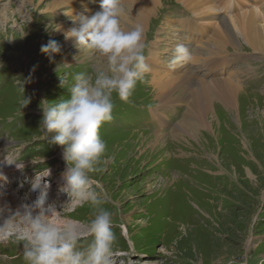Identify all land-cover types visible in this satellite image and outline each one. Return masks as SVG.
Returning <instances> with one entry per match:
<instances>
[{
    "label": "rangeland",
    "instance_id": "rangeland-1",
    "mask_svg": "<svg viewBox=\"0 0 264 264\" xmlns=\"http://www.w3.org/2000/svg\"><path fill=\"white\" fill-rule=\"evenodd\" d=\"M16 2L0 0V192L10 195L14 189L18 192L14 198L21 204L33 195L28 202L32 204L37 197L34 195L39 194V190H32L35 177L37 183L54 185L53 189L48 187V198L56 206L55 215L48 220L60 222L58 225L75 222L81 236L78 247L84 248L92 239L89 220L93 209L85 201L69 202L68 194L60 190L66 168L63 149L44 139L40 104L44 99L67 98L66 88L73 74L91 73L102 58L83 49L87 56L81 60L66 62L61 59L64 53L55 56L59 62L50 59L41 52V45L54 40L58 25L71 22L74 15L69 14L68 7L48 10L49 0H41L39 7L28 3L21 13ZM85 3L87 9L93 6L88 0ZM121 3L125 16L129 14L128 5ZM152 16L144 31L147 52L159 38H165L159 44L160 59L169 66L175 46L183 43L191 59L170 68L189 64L206 73L197 60L207 53L218 23L200 38L193 35L190 39V31L183 27L194 22L195 16L180 0H164L163 7L159 4ZM62 39L59 35L55 40L60 43ZM239 44L227 46V63L219 73L239 87L236 99L244 134L231 132L238 129V123L225 119L216 106L215 114L207 116L212 130L201 129L199 142L189 137L188 142L181 139L179 143L185 144L176 146L178 140H171L168 134L184 116L186 106L165 110L169 123L163 127L153 121L149 113L156 102L152 73L146 74L145 82L137 85L128 102L114 97L112 119L100 129L107 150L97 165L100 171L89 174L92 188H102L107 195L103 206L114 214L112 264H264V56L251 50L242 38ZM63 77L67 80L65 87L61 86ZM249 88L260 91L256 98L261 105L256 116L249 111L253 107H248L253 99L245 96ZM24 96L30 99L26 107L20 103ZM140 131L163 135L165 142L176 146L174 151L160 154L159 144L153 145L154 151H144L143 139L148 134L140 136ZM162 177H168L170 188L159 191ZM198 185L207 188L199 190ZM3 216L7 219L10 214ZM8 222L23 235L13 229L0 231L9 240L0 243V264H25L22 250L27 229L15 218Z\"/></svg>",
    "mask_w": 264,
    "mask_h": 264
},
{
    "label": "clouds",
    "instance_id": "clouds-1",
    "mask_svg": "<svg viewBox=\"0 0 264 264\" xmlns=\"http://www.w3.org/2000/svg\"><path fill=\"white\" fill-rule=\"evenodd\" d=\"M123 12L121 0H100V8L94 14L73 16V26L64 33L65 39H72L80 51H93L102 62L91 73L73 74L72 83L66 88L67 98L44 99L40 104L44 139L63 149L66 168L60 190L68 194L69 202L85 201L92 206L89 220L92 239L80 248L81 236L75 222L66 221L63 225L49 222L56 206L48 203V184L37 183L35 177L32 190H39L37 199L32 204H21L5 219L15 218L27 229L28 235L23 238L25 264H112L116 243L114 214L103 206L107 195L102 188L100 191L92 188L89 174L100 171L97 165L107 150L100 129L112 119L114 97L128 102L150 71L144 27L138 23L127 29L121 27ZM41 52L53 59L61 52V45L50 39L41 45ZM190 59L189 48L177 44L169 67ZM66 83L63 77L61 86ZM20 103L26 107L30 99L24 96Z\"/></svg>",
    "mask_w": 264,
    "mask_h": 264
},
{
    "label": "bare ground",
    "instance_id": "bare-ground-1",
    "mask_svg": "<svg viewBox=\"0 0 264 264\" xmlns=\"http://www.w3.org/2000/svg\"><path fill=\"white\" fill-rule=\"evenodd\" d=\"M40 1L41 0H17L16 3L18 5L19 11H21L25 10V6L28 3L34 2V5L36 7H39L41 5ZM49 1L50 3L46 6L48 10L59 11L60 9L68 7V12L71 16H77L80 14H86L90 16L94 14L95 8L98 9V7H100V4L97 3L99 0H88L89 3L93 4V6L88 7V9L85 7L86 0ZM160 1L161 3L159 2V0H121V2H124L125 5H128L127 10L129 13L125 16L122 15L121 17V24L124 25H122L123 28L127 29L138 23L143 25L145 31L149 17L154 15L159 4H161L163 7L164 0ZM180 2L193 16H195V20L193 19V21L199 22L197 25L193 24L194 22L185 23L186 26L183 28L187 32L190 31V39L193 35L195 36H193L194 38H200L201 36L206 34V31L208 32L209 30H211V28H214L217 23L219 25V28L217 29V31L214 30L215 32L212 38L210 37L211 43L209 42V44H207V53L202 54L200 57L201 59L197 60L200 63V66L205 69L206 73H201L200 71H198V69L189 66V64H182L176 68H170L169 66L164 65L160 59L162 50L159 44L165 38H159L157 42L152 45V48L149 50V52H147L146 47L145 54L147 55L148 53V55L146 56V62L150 67V71L148 73H152V92L155 94L154 99H152L156 101L155 103L153 102L154 104H152L155 105V107H153L152 109L149 108L150 117L153 121L158 123L160 127H163L164 125L169 123V117L167 113L164 112L165 110H167L170 106H186L184 116L177 121L171 132L168 134L171 140H178L176 146H178L179 144H185V141L189 137L195 138L197 142H199V132L201 131V129L206 130L207 128V130H212L211 124L207 120V116L209 113L215 114V110L217 108L216 106L221 108L220 114H223L225 119H233L238 123V129H231V132L238 131L235 134H239L240 132L244 134V130L239 124V122L241 123V112L238 106V101L236 99V93L239 90V87L234 85L232 81L221 78L219 72L223 70L227 63V61L225 60L227 46L232 45L234 47H239L241 38L245 40L247 46L251 48V50L257 52L259 55L264 56V0H180ZM4 10H6V6L4 7ZM216 10H219L222 13H216ZM233 13H236V15L234 17H231ZM3 15L5 16V12H3ZM72 26L73 21L71 20V22L59 24L57 28L58 30L55 31V39H57L59 35L63 36V39L59 43L61 45V52L59 54H55V56L57 57L58 55L64 53V56L61 59L65 60L66 62L77 61L76 59L81 60L84 59L85 56H87L85 55L83 49H81L80 51L75 46L72 39H65L64 33ZM55 56L54 60L59 62L60 59H56ZM245 91H247L245 94V96H248L247 99H249L250 97L253 99V102L248 103V107H253L252 109H249V111H252V116H256L258 115L256 109L261 105L260 101L256 98L258 92L260 91L250 90V88L249 90L247 89ZM214 102H217V105H214ZM223 122L227 123V121ZM141 133L142 135L140 136L143 137H145V135L143 134H148L147 137L143 139V145L146 144L144 151H154L153 145L155 144L160 145H158L159 147H157V150L159 151L157 152L160 154H165L167 150L169 151L171 149L173 152L174 148L176 147L173 145L171 146L167 143V141L165 142V139H163L164 136L161 134L150 135V133H148L147 131H140V134ZM150 136L153 137L152 140H149ZM181 139L185 140L183 141L184 143H179L180 141H182ZM140 141L142 140L140 139ZM186 142H188V140ZM171 154L173 155V153ZM171 154L170 156H172ZM185 177L186 179L189 178V176ZM167 180L168 177H165L159 181V191H164V189L167 190L168 186L170 188V184L167 183ZM199 186L200 185H198L197 187V189L199 190L207 188V186L205 187V185H201L200 187ZM48 187H51V189H53L54 185L49 184ZM8 189L9 188H5L6 191ZM12 191L13 192L10 195H6L5 193L0 192V225H3V227L0 228V231L8 232L9 229H13L20 235H23L20 230L12 227L13 224L11 222L5 221L6 218H4L3 216L7 212L11 215L12 212H10V210H13L14 212L21 205V203L14 198L16 197V193L18 192L14 189ZM32 196L33 195L27 196L26 202H24L29 204V198L31 199ZM36 196H38V194L34 195V197ZM162 196L163 195H161L160 198H162ZM51 201L52 200L48 198V203L53 204V202ZM1 207L5 209L3 210L5 212L6 209L9 210L6 213L2 212ZM199 212L202 214L206 213L204 210H199ZM54 224L58 225L61 223L58 222V224ZM20 225L23 226L22 224ZM5 240H8V238L5 235H0V243H4Z\"/></svg>",
    "mask_w": 264,
    "mask_h": 264
}]
</instances>
